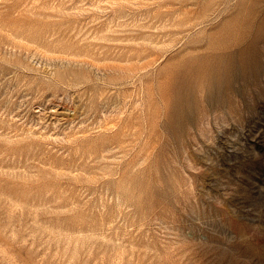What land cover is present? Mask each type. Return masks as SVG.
I'll return each mask as SVG.
<instances>
[{"label": "rangeland", "instance_id": "obj_1", "mask_svg": "<svg viewBox=\"0 0 264 264\" xmlns=\"http://www.w3.org/2000/svg\"><path fill=\"white\" fill-rule=\"evenodd\" d=\"M163 1L0 0V264H264V76L171 133L109 80Z\"/></svg>", "mask_w": 264, "mask_h": 264}, {"label": "bare ground", "instance_id": "obj_2", "mask_svg": "<svg viewBox=\"0 0 264 264\" xmlns=\"http://www.w3.org/2000/svg\"><path fill=\"white\" fill-rule=\"evenodd\" d=\"M262 1L164 0L148 15L150 32L134 34L138 41L125 46V58L138 62L109 80L120 84L128 71H139L143 94L135 98L146 103L140 114L149 123L164 115L168 133L191 109L204 116L216 107L238 106L247 96L254 101L253 86L264 76ZM129 50L145 54L133 56Z\"/></svg>", "mask_w": 264, "mask_h": 264}]
</instances>
